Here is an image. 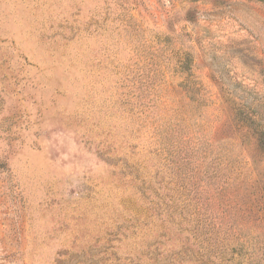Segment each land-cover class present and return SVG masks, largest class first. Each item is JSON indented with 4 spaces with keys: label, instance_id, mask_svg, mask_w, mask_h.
I'll use <instances>...</instances> for the list:
<instances>
[{
    "label": "rangeland",
    "instance_id": "1",
    "mask_svg": "<svg viewBox=\"0 0 264 264\" xmlns=\"http://www.w3.org/2000/svg\"><path fill=\"white\" fill-rule=\"evenodd\" d=\"M0 264H264V1L0 0Z\"/></svg>",
    "mask_w": 264,
    "mask_h": 264
},
{
    "label": "trees",
    "instance_id": "2",
    "mask_svg": "<svg viewBox=\"0 0 264 264\" xmlns=\"http://www.w3.org/2000/svg\"><path fill=\"white\" fill-rule=\"evenodd\" d=\"M261 1H264V0H261Z\"/></svg>",
    "mask_w": 264,
    "mask_h": 264
}]
</instances>
